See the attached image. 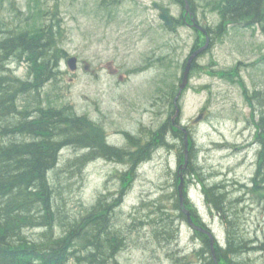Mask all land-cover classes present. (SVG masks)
Instances as JSON below:
<instances>
[{"label": "rangeland", "instance_id": "1", "mask_svg": "<svg viewBox=\"0 0 264 264\" xmlns=\"http://www.w3.org/2000/svg\"><path fill=\"white\" fill-rule=\"evenodd\" d=\"M191 1L192 15L196 13L199 21L213 31L218 29L221 16L212 7L215 0ZM155 4L179 19L185 12L177 0H0V19L15 30H34L50 19L59 24L57 43L68 54L59 58L55 77L31 94V101L58 107L72 105L79 115L97 121L109 143L120 149L130 147L126 133L143 141L151 128L160 127L169 117L175 120L174 125H187L195 142L193 166L199 167L193 178L188 176L193 184L187 196L197 217L207 222L224 242L227 224L216 209H211L202 181L209 185L217 183L223 185L226 194L231 193L227 194L229 198L239 196L246 201L239 202L240 207L231 205L237 226H246L248 235L254 237L259 228L261 235L264 186L256 189L251 181L259 150L253 139L254 118L262 116L256 117L255 111L264 112V21L252 26H246L245 21L222 22L219 33L210 29L208 50L200 52L192 66L189 83L180 98L181 110L176 115L167 96L174 88L177 90L193 44L204 38L186 23L166 26ZM69 55L78 58L74 71L66 63ZM9 68L22 77L28 76L26 62L12 61ZM235 68L237 75L227 74ZM244 86L250 92L260 91L261 100L255 101L254 114L246 101ZM26 96L27 93L21 94V98ZM200 113L202 119L195 123ZM170 139V144L156 148L138 166L132 178L131 174L126 176L127 184L120 178L126 170L125 162L117 157L89 156L77 170L67 165L87 151L70 145L60 152V162L52 177L61 181L58 187L62 191V217H68L64 212H87L101 193L122 195L119 211L121 219L128 221L130 231L126 247L118 254L119 264H176L179 258L188 262L198 258L200 242L186 220L174 218L172 224L178 223L176 236L167 240L154 237L148 224L138 223L159 219L162 212L158 207H172L179 158L176 141L171 136ZM144 200V209L136 212ZM152 203L157 206L149 205ZM239 259L241 264H264V250L253 248Z\"/></svg>", "mask_w": 264, "mask_h": 264}, {"label": "trees", "instance_id": "2", "mask_svg": "<svg viewBox=\"0 0 264 264\" xmlns=\"http://www.w3.org/2000/svg\"><path fill=\"white\" fill-rule=\"evenodd\" d=\"M213 8L225 21L238 24L245 21V25L264 21V0H215ZM218 28L220 30L222 26ZM58 33L61 30L55 19L34 30H15L0 19V264H69L71 260L75 264H119L118 254L126 247L127 233L130 231L128 221L121 219L123 215L119 211L122 195L101 193L87 212L79 215L64 212L68 217H62L64 210L59 203L62 191L58 187L61 181L52 177L60 162V152L70 145L87 151L67 165L77 170L89 156L117 157L128 164V168L120 174L127 184L126 176L131 174L132 178L138 166L152 156L153 150L159 145L165 146V131L168 128L170 136L176 141L178 158L182 163L185 158L184 133L173 126L169 117L160 128L149 132L150 140L142 143L140 138L128 134L130 147L120 149L107 143L101 127L84 115H79L72 105L58 107L31 101L30 95L55 77L59 70V58L67 55V51L57 43ZM12 59L17 63H27V77L10 70L8 63ZM227 74L237 75V68ZM177 90L174 88L167 96L171 107L174 106L173 98ZM243 90L254 114L256 102L261 100L260 91L250 92L245 86ZM23 93H27L25 98H21ZM261 122L263 126L258 124L259 128L256 127L257 120L254 124L256 138L264 145V117ZM190 139L189 158L195 156V142L191 135ZM261 155L264 159V152ZM197 170L199 167L193 166L190 161L183 175L193 178ZM192 178H187V181H192ZM178 183L176 172V189L175 193L171 192L173 201L172 207H168L170 210L158 207L162 212L159 219L138 222L148 224L154 237L162 236L161 239L167 240L176 236L178 223L174 225L172 221L175 217L182 222L187 219L180 202ZM214 185L218 189H215L216 186L204 187L207 200L215 205L219 213L228 215L223 211L225 204H238L240 199L224 195L228 198L224 200L220 195L222 188L219 184ZM214 191H219V194ZM145 204V200L142 201L136 212L141 213ZM149 205L157 206L155 203ZM185 206L196 214L188 197L185 198ZM228 207L233 210L232 206ZM232 223L228 224L229 234L236 241L228 240L229 246L233 250L246 252L248 243L237 230L235 221ZM31 229L39 231L33 232ZM195 236L201 246L196 251L198 258L192 262L179 258L176 264H217L213 254H210L207 236L198 231H195ZM216 256L218 261L234 264L226 261L225 253L223 255L219 247H216Z\"/></svg>", "mask_w": 264, "mask_h": 264}, {"label": "bare ground", "instance_id": "3", "mask_svg": "<svg viewBox=\"0 0 264 264\" xmlns=\"http://www.w3.org/2000/svg\"><path fill=\"white\" fill-rule=\"evenodd\" d=\"M251 18V17H250ZM249 19V18H248ZM208 50V49H207ZM12 61H16V60H11L9 63H8V66L10 67V63L12 62ZM17 63V62H16ZM8 71V70H7ZM15 74H17V73H15ZM18 75V74H17ZM20 76V75H19ZM253 95V94H252ZM254 96V95H253ZM252 99V98H251ZM254 100V99H253ZM255 115H256V117L259 115H262L261 117H258V118H254V123H255V121L257 120L258 121V123L255 125L256 127H258V124L259 125H261L262 124V122H261V118L262 117H264V112L261 110V109H257L256 111H255ZM254 116V115H253ZM173 122V126L174 127H176V129H179L180 131H181V129H182V124L180 123L179 124V126H177L176 124L174 125V122H175V120H173L172 121ZM261 126H263V125H261ZM259 128V127H258ZM257 128V129H258ZM175 129V130H176ZM257 131V130H256ZM191 134V133H190ZM166 141H167V143H165V145H168V143H169V140H171L170 139V132H167L166 134ZM176 137V136H175ZM150 140V139H149ZM193 140V139H192ZM253 141V140H252ZM190 143H191V141H190ZM170 144V143H169ZM245 144H247V143H245ZM185 145V144H184ZM250 145V144H249ZM160 146H164V144H162V145H159L158 147H160ZM192 146H193V144H192ZM157 147V148H158ZM185 147V146H184ZM190 147V146H189ZM228 147H229V145H228ZM239 147V146H238ZM241 147V146H240ZM246 146H244V148H245ZM185 150V149H184ZM190 150V149H189ZM242 150H244V149H242ZM154 151V150H153ZM153 151H152V153H153ZM190 153V152H189ZM252 157V156H251ZM190 161H192V163H193V160H192V157H190ZM190 161H189V163L187 162V164H186V161H184V162H180L184 167H189V164H190ZM184 171V170H183ZM183 171H180V173H181V177H180V179H179V181H180V183H181V181L183 180V195L184 196H187V194H189V187H190V185L191 184H193L192 183V181H187V178H188V175L186 174V176L185 175H183ZM186 173V172H185ZM184 176H185V178H184ZM236 178V177H235ZM202 183H204L203 184V187H207V189L209 188V187H214V186H216V188L215 189H218V186L217 185H209V184H207V183H205L204 181H202ZM251 183L254 185L253 187L254 188H256V189H262V187H259V186H257V184H256V178L254 177L253 179H252V181H251ZM250 183V184H251ZM226 184V183H225ZM228 184H229V182H228ZM227 186V185H226ZM232 188V187H231ZM230 188V189H231ZM206 189V190H207ZM226 189V188H225ZM235 189V188H234ZM236 190V189H235ZM180 191V190H179ZM219 191H221V190H219ZM219 191H214V193H216V194H219V193H217V192H219ZM224 191V190H223ZM223 191H221V192H223ZM234 191V190H233ZM205 192V191H204ZM203 192V193H204ZM220 192V195L223 197V199L225 200V199H228V198H226V194L224 193V194H222ZM232 192V191H231ZM233 193V192H232ZM235 193V192H234ZM233 193V194H234ZM238 193V192H237ZM227 194H231L230 192H228ZM204 195L206 196V194L204 193ZM224 195H226V196H224ZM220 196V197H221ZM237 197H239V196H237ZM236 197V198H237ZM206 198H207V196H206ZM235 197H234V199H236ZM208 201V203L210 204V207H211V209L213 208V209H216L217 210V208H215V205L213 206V204L209 201V200H207ZM229 201H230V199H229ZM235 201V200H234ZM238 201V199L236 200V202ZM180 202H181V199H180ZM246 201L244 200L243 201V203H245ZM231 204H229L230 205V207H231V205H232V202H230ZM237 204V203H236ZM235 204V205H236ZM242 204V203H241ZM241 204H239V207H240V205ZM181 205L183 206V205H185V200H183L182 202H181ZM192 205V204H191ZM226 205V209H224L223 211H225V212H230L231 213V216L229 217V218H227L228 220H229V222L230 223H232L233 221H235V223H236V225H237V221H236V219H235V216L233 215V213H232V211L230 210V208L228 207L229 205H227V204H225ZM186 207V206H185ZM243 207V206H242ZM241 210H242V208H240ZM247 209V208H246ZM183 210H184V212H185V214H186V216H187V219H186V221L188 222V224H189V226H190V228L194 231V233H195V231H198V232H202L203 234H205L206 236H207V238H208V241H209V243H210V247H211V253L210 254H213V257H214V259H215V261H216V259H217V256H216V247H217V240H218V237L215 235V233H214V230H212V227L207 223V222H205V221H203L202 219H199L198 217H197V214H193L192 212H191V210L190 211H187L184 207H183ZM219 210V209H218ZM221 212V211H220ZM196 213V212H195ZM229 224V223H228ZM231 225H234V223H232ZM246 233H244V235H245ZM251 249H253V248H251ZM250 249V250H251ZM255 249H257L258 251L260 250L259 248H255ZM250 250H248V251H250ZM208 251V250H207ZM262 251V250H261ZM208 255H209V253H207ZM210 256V255H209ZM212 257V258H213ZM250 257L248 256V258L247 259H249ZM251 260V259H250Z\"/></svg>", "mask_w": 264, "mask_h": 264}, {"label": "flooded vegetation", "instance_id": "4", "mask_svg": "<svg viewBox=\"0 0 264 264\" xmlns=\"http://www.w3.org/2000/svg\"><path fill=\"white\" fill-rule=\"evenodd\" d=\"M258 141H259V139H258ZM259 142L261 143V141H259ZM254 176L256 178V184H257V186L263 187L264 186V163H262V165H261L260 168L258 166H256V168H255V175ZM254 176H253V178H254ZM227 213H228V215L227 214H224L225 216L224 215L222 216L223 217V220H224V223L226 222V224H227V233H225V234L223 233V235L226 237V239L224 240V243L225 244L224 245L221 244L222 240L219 237L218 240H217V247H219V251L223 255L225 253V258H226V261L227 262H233L235 264H241V261H240L239 257L241 255H244L245 253H247L248 250H250L251 248H259L260 250H264V233L261 234V235L258 234V232H259V228H258V229H256V231H254V233H255V237H254L252 235H248L247 227L246 226L239 227V226L236 225L237 230H241L243 232V234L246 233L245 234L246 235V238L244 237V235H242V236L245 238V241L249 245H248V248L246 249V252H239L237 250H233L231 248V246H229L228 240H230V242H235L236 241V238L230 236V234H229L228 223H229V220L230 219L228 220L227 218H229L231 216V213L230 212H227ZM260 242H261V244H259V245L250 246V243H260ZM224 250H225V252H224ZM223 264H226V263H223Z\"/></svg>", "mask_w": 264, "mask_h": 264}, {"label": "water", "instance_id": "5", "mask_svg": "<svg viewBox=\"0 0 264 264\" xmlns=\"http://www.w3.org/2000/svg\"><path fill=\"white\" fill-rule=\"evenodd\" d=\"M160 17L165 21V23H166L167 25L171 26V25L173 24V20H172V18L168 15V10H164V11L161 13ZM193 21H194V26H195V27H200V26L195 22V18H193ZM209 42H210V39L207 38L206 43H205L202 47H200V48L194 50V51L190 54V56L188 57V60H187V63H186V67H185L184 72H183V79H182V82L180 83V90H179L178 95H177L176 100H175L176 102H177V99L179 98V96H180L182 90L184 89V87L186 86V84H187V82H188L189 73H190V70H191V67H192L193 63L195 62V60H196L198 54H199L200 52H202L203 50H205V49L209 46ZM67 63H68V66L70 67L71 70H75V69L77 68V57H76V56H71V57H69ZM200 118H201V116H199V117L197 118V120H199ZM184 130H185V145H186V155H187V153H188L187 148H188L189 140H188V133H187V130H186L185 128H184ZM187 162H188V156H186V164H187ZM182 168H183V166H181V169H182ZM179 190H180L179 192H180V198H181V202H182L183 199H184V195H183V180L181 181V183H180V185H179ZM187 211H188V210H187Z\"/></svg>", "mask_w": 264, "mask_h": 264}]
</instances>
